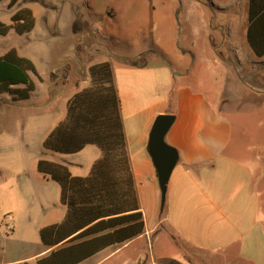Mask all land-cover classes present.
Here are the masks:
<instances>
[{
    "label": "crops",
    "instance_id": "crops-1",
    "mask_svg": "<svg viewBox=\"0 0 264 264\" xmlns=\"http://www.w3.org/2000/svg\"><path fill=\"white\" fill-rule=\"evenodd\" d=\"M178 1L183 5V12L175 14L174 11L173 16L178 15L177 26L184 31L182 48L178 46L170 51L159 45L150 50L132 46L117 52V49L107 50L94 37L97 47L91 64L84 70L86 78L78 79L76 75L84 68L72 62L85 36L74 32L76 46L72 57L62 58L46 74L34 64L44 81L36 83L33 77L37 89L29 100L37 101L42 97L54 105L67 95L68 107L70 99L90 85V67L109 62L121 102L127 150L145 232L129 241L114 242L79 264H264V197L258 190L259 181H255L252 165L227 154L231 124L199 90L198 75L205 65H213L206 60L208 56L220 57L215 65L226 63L238 70L244 66L262 68L264 57L258 58L247 40L250 0ZM213 34L219 35V46H212ZM14 48L24 57V49L19 44ZM7 52L9 50L0 56ZM142 57L146 60L142 67L124 63L125 59ZM68 62L69 65H65ZM57 75L61 79L59 87L52 81ZM23 102H13L9 95H0V134L7 130L5 117L14 121L29 107L37 106L26 107ZM160 115L175 117L165 141L179 156L168 184L164 208L158 174L149 151L150 135ZM99 152L90 173L102 157L100 149ZM61 165L67 166L72 174L69 167H79L80 163L68 161ZM59 202L56 221L40 224L38 239L19 249L29 251L13 258L0 254V264H36L60 248H50L41 239L44 228L59 225L66 217L61 187ZM42 215L46 216L45 211Z\"/></svg>",
    "mask_w": 264,
    "mask_h": 264
},
{
    "label": "rangeland",
    "instance_id": "rangeland-1",
    "mask_svg": "<svg viewBox=\"0 0 264 264\" xmlns=\"http://www.w3.org/2000/svg\"><path fill=\"white\" fill-rule=\"evenodd\" d=\"M10 1L0 4V21L10 25L13 15L29 8L35 18V28L23 36L13 31L8 37L0 36V54L16 50L14 46L19 44L24 49V57L44 74L62 58L73 56L74 32L85 36L72 62L84 68L76 75L78 79L86 78L84 70L91 64L97 47L94 37L107 50L117 49V52L132 46L150 50L159 45L170 51L184 47V31L177 26L178 15L173 16L174 11L175 14L183 12L178 0H19L15 7L9 8ZM217 38L219 35L213 34L212 46H219ZM217 58L220 57L208 56L206 60L213 65L200 69L199 90L228 118L232 134L227 154L254 167V178L259 181L258 190L264 197V63L260 65L263 69L244 66L238 70L226 63L215 65ZM88 74L90 78L89 71ZM33 77L36 83L44 81L39 73ZM52 81L56 87L61 85L58 75ZM66 99L67 95L54 105L42 97L24 101L22 104L26 107L37 106L29 107L14 121L4 118L7 130L0 134L1 255L13 258L29 251L19 249L38 239L40 224L56 221L61 207L60 186L39 172V161L65 165L68 161L79 162V167L69 168L74 176L86 177L95 156L100 154L93 146L76 155L53 154L44 148L47 136L66 117ZM44 211L46 216L42 215Z\"/></svg>",
    "mask_w": 264,
    "mask_h": 264
},
{
    "label": "trees",
    "instance_id": "trees-1",
    "mask_svg": "<svg viewBox=\"0 0 264 264\" xmlns=\"http://www.w3.org/2000/svg\"><path fill=\"white\" fill-rule=\"evenodd\" d=\"M18 1L11 0L9 8ZM34 28L32 10L24 8L12 16L10 25L0 21V36L12 30L22 36ZM247 40L254 54L263 58L264 0H250ZM124 63L142 67L146 60L125 59ZM89 73L90 85L70 99L66 119L47 137L44 148L72 155L96 146L102 157L88 177H73L67 166L39 161V172L60 185L67 214L61 224L41 231L44 245L60 248L36 264H79L114 242L129 241L145 232L112 66L109 62L92 65ZM33 75H38L34 63L15 49L0 56V95H9L13 102L29 100L37 89ZM109 230L114 231L101 235Z\"/></svg>",
    "mask_w": 264,
    "mask_h": 264
},
{
    "label": "water",
    "instance_id": "water-1",
    "mask_svg": "<svg viewBox=\"0 0 264 264\" xmlns=\"http://www.w3.org/2000/svg\"><path fill=\"white\" fill-rule=\"evenodd\" d=\"M174 122L175 117L173 115H160L154 123L149 141V151L156 167L161 188L162 204L166 201L168 184L179 160L178 152L165 141V137Z\"/></svg>",
    "mask_w": 264,
    "mask_h": 264
}]
</instances>
